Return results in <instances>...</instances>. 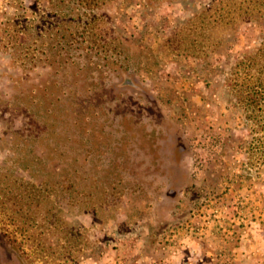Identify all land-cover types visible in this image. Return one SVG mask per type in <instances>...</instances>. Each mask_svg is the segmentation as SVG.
Returning <instances> with one entry per match:
<instances>
[{"label":"rangeland","instance_id":"1","mask_svg":"<svg viewBox=\"0 0 264 264\" xmlns=\"http://www.w3.org/2000/svg\"><path fill=\"white\" fill-rule=\"evenodd\" d=\"M215 1L113 0L92 49L71 0H0V264H264V130L228 87L264 18L208 52Z\"/></svg>","mask_w":264,"mask_h":264},{"label":"trees","instance_id":"2","mask_svg":"<svg viewBox=\"0 0 264 264\" xmlns=\"http://www.w3.org/2000/svg\"><path fill=\"white\" fill-rule=\"evenodd\" d=\"M112 1L71 0L78 10L85 11L88 16H86L88 20L85 21L82 32L84 36H89V40L93 44L92 49H95L100 42H104L105 47L115 42V38L110 39L109 42L106 41V37L101 35L99 27L102 23L101 19L107 17L106 13L99 12L109 7ZM177 1L179 0H144V3L148 9H154L166 4H174ZM263 18L264 0H217L190 21L193 25L192 32L200 31L199 39L203 37V45H201L205 50L211 52L221 46L226 37L234 30ZM185 48L188 50L189 47ZM234 70L232 84L230 83L228 87L233 96L237 98L238 104L247 113L248 118L253 121L254 129L255 127L261 128L263 131L264 45L246 55L244 61H241Z\"/></svg>","mask_w":264,"mask_h":264}]
</instances>
